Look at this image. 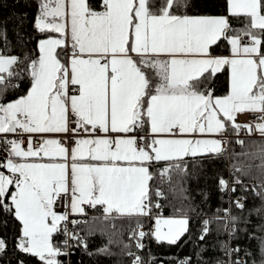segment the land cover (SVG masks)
<instances>
[{"label": "snow or ice", "instance_id": "6c2138e0", "mask_svg": "<svg viewBox=\"0 0 264 264\" xmlns=\"http://www.w3.org/2000/svg\"><path fill=\"white\" fill-rule=\"evenodd\" d=\"M224 3L223 15L193 16L191 0H96L95 7L89 0H42L35 27L58 36L39 41L36 59L0 55V95L19 87L12 78L21 71L31 77L26 95L0 103V144L7 151L0 158V214L20 223V252L60 264L65 253L54 246V235L80 239L68 230L79 223L70 214L99 206L106 217L150 218L155 163L222 151V138L166 136L251 132L252 125L237 123L245 113L259 114L255 128L264 136V0ZM234 19L243 27H234ZM18 64L23 67L14 69ZM219 73L230 81L218 97L205 85ZM18 130L63 134L65 144L46 139L33 148L29 137L25 148L7 138ZM41 156L59 162H30ZM220 184L227 188L223 179ZM65 202L70 213L58 212ZM155 224L156 239L169 244L188 230L187 219ZM206 234L207 228L200 239ZM145 235L138 233L137 248ZM6 247L0 238V252ZM233 252L239 249L225 254ZM128 255L132 264H144Z\"/></svg>", "mask_w": 264, "mask_h": 264}, {"label": "trees", "instance_id": "16d2710c", "mask_svg": "<svg viewBox=\"0 0 264 264\" xmlns=\"http://www.w3.org/2000/svg\"><path fill=\"white\" fill-rule=\"evenodd\" d=\"M41 2L0 0V55L21 60L39 56L38 41L50 35L35 27ZM89 3L96 6V0ZM191 5L188 12L193 16L225 14L224 0H191ZM233 25L243 27L238 19ZM218 52L227 55L225 48ZM22 67L18 64L14 69ZM12 80L19 87L9 86L0 95V103L27 94L31 77L26 71ZM205 87L213 90L214 96L225 95L227 73L217 74ZM224 133L230 140L222 155L160 161L150 168L153 179L149 181L148 197L154 206L150 218L116 214L106 217L100 207L89 208L84 216L74 218L78 224H69L70 231L80 239H69L68 253L57 259L63 264H132L133 256L128 255L131 252L144 264H232L241 259L243 264H264V137H251L245 127L239 131L228 128ZM166 168L168 171L161 175ZM221 179L227 188L220 184ZM238 199H242L243 209L237 207ZM158 216L186 218L188 230L175 244L158 241L154 233L146 232L140 240L143 248H137L139 229H148ZM205 228L207 234L201 240ZM20 236V223L11 215L0 214V238L7 242L5 251L0 252V264H41L37 257L19 251L16 244ZM66 237L55 234L54 246L66 249ZM226 248H238L239 252L226 255Z\"/></svg>", "mask_w": 264, "mask_h": 264}, {"label": "built area", "instance_id": "2783aa9c", "mask_svg": "<svg viewBox=\"0 0 264 264\" xmlns=\"http://www.w3.org/2000/svg\"><path fill=\"white\" fill-rule=\"evenodd\" d=\"M259 114L256 113H245V114H240L237 116V123H239L240 125H252V131L250 132V136L251 137H255V138H262L264 136H261V134L259 133V131L256 130L255 125L257 123H260L261 121L258 119ZM8 139H13V140H19L22 142L23 146L26 148L28 146L29 143V137H31V144L33 148H39L42 144H43V135H30V134H26V133H22L18 130L17 133H11V134H6ZM62 135H58L57 139L59 140L61 145L65 144V140L62 138ZM221 140V146H222V151L220 153H218L219 155H222L225 153V151L228 149V144H229V140H230V136L227 135L226 133H222L220 136ZM216 154V155H218ZM7 156V151H5V146L3 144H0V158ZM238 201H240V203H242V199H238ZM86 208V212H87ZM158 209V208H157ZM58 212L64 213L65 212V206L63 207H58L57 208ZM71 218V217H69ZM148 229H146V227H141L139 229V232L143 231L144 233L148 232L149 234H153L154 233V228H153V224L150 225L149 227H147ZM68 230L70 231L69 225H68ZM66 239L68 240V244H67V248L64 249L62 252L63 253H68L69 250V246H70V242H69V238L66 237ZM241 262H243V260H240ZM60 264H63L62 262H60Z\"/></svg>", "mask_w": 264, "mask_h": 264}, {"label": "crops", "instance_id": "0c3cea01", "mask_svg": "<svg viewBox=\"0 0 264 264\" xmlns=\"http://www.w3.org/2000/svg\"><path fill=\"white\" fill-rule=\"evenodd\" d=\"M69 23H70V21H69ZM55 34L56 33H50V35L49 36H55ZM47 38V37H46ZM45 39V38H44ZM38 46V45H37ZM38 48V47H37ZM227 75H228V84H229V80H230V74H228L227 73ZM229 86V85H228ZM30 88H31V85H30V87H29V90H30ZM28 90V91H29ZM223 133V132H222ZM221 133V134H222ZM30 135H43V143H44V141L46 140V139H57V136L58 135H62V134H54V133H43V134H41V133H32V134H30ZM85 136H87L88 134L87 133H85L84 134ZM100 135L101 136H104L105 134L104 133H100ZM113 135H115V134H113ZM164 138H176V139H185V138H187V139H193V140H195V139H201V138H206V136H200V135H197V134H185V135H177V136H166V137H164ZM215 139H220V136L218 135V136H216V138ZM221 148H222V146H221ZM196 156H199V155H196ZM188 157H195V156H193V155H191V154H189V155H187V156H183V157H181V158H179V159H174V160H181V159H185V158H188ZM30 159V162H42V163H51V162H59L58 160L57 161H53V160H51L50 158H47V157H43V156H41V157H35V158H29ZM69 163H70V161H69ZM92 163H97V162H92ZM2 171H3V169H2ZM5 174H7V173H5ZM99 207V206H98ZM85 208H88L87 206H85ZM89 209V208H88ZM66 211H67V213H70V208L67 206V202H65V212L64 213H66ZM73 216H76V215H74V214H70L69 215V217H73ZM124 216H127V215H124ZM154 225V224H153Z\"/></svg>", "mask_w": 264, "mask_h": 264}, {"label": "rangeland", "instance_id": "374dc122", "mask_svg": "<svg viewBox=\"0 0 264 264\" xmlns=\"http://www.w3.org/2000/svg\"><path fill=\"white\" fill-rule=\"evenodd\" d=\"M56 36H58V34H55V36H53V37H56ZM40 41V40H39ZM39 41H38V44H39ZM37 44V45H38ZM38 47V46H37ZM38 53H39V49H38ZM230 81V80H229ZM229 85V84H228ZM228 90H229V86H228V89H227V92H228ZM227 92H226V94H227ZM197 135H200V134H198V133H196ZM201 136V135H200ZM203 136H206V138H201V139H210V138H216V136H218V135H216V136H211V135H207V134H205V135H203ZM219 136H221V133L219 134ZM199 156H202V155H206V154H198ZM88 207V206H87ZM89 208V207H88ZM66 213H67V211H66ZM84 216V215H83ZM75 217H82V216H80V215H76V216H73V217H71V219H74ZM157 218H159V219H186V218H165V217H160V216H158V217H155L154 218V222H153V228H154V234H155V229H156V224H155V221H156V219ZM164 231L166 232L167 231V229H164ZM159 241H165V242H167L166 240H159Z\"/></svg>", "mask_w": 264, "mask_h": 264}, {"label": "bare ground", "instance_id": "6f19581e", "mask_svg": "<svg viewBox=\"0 0 264 264\" xmlns=\"http://www.w3.org/2000/svg\"><path fill=\"white\" fill-rule=\"evenodd\" d=\"M238 201V200H237Z\"/></svg>", "mask_w": 264, "mask_h": 264}]
</instances>
